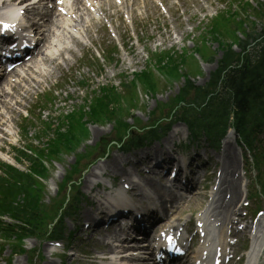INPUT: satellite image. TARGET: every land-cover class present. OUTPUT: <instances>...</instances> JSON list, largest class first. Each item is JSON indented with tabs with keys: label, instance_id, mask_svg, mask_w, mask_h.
I'll return each instance as SVG.
<instances>
[{
	"label": "rangeland",
	"instance_id": "1",
	"mask_svg": "<svg viewBox=\"0 0 264 264\" xmlns=\"http://www.w3.org/2000/svg\"><path fill=\"white\" fill-rule=\"evenodd\" d=\"M170 3H175L176 0H169ZM241 1H247V3H253L255 4L257 1H264V0H241ZM226 2L223 0L222 2L219 0H210L208 3L203 2V10L202 9H196L195 3L191 0H181V5H179L177 13L179 15L175 16L172 20V23H169L170 18L162 19L161 14L158 12L157 9H154L153 7H150V4L148 3L147 7L144 8L143 3L141 0L138 2L134 9V19L137 24V31H140L139 37L135 35L133 38L131 36H128L125 41H123L124 45L123 47L120 46V49H117L118 52L116 55L112 56V58L109 59V62L107 61V57H105V60L102 57V53H105L104 50L110 48L111 44H109V35L107 32L102 33V35H98L97 39L95 40V44L98 48V50L101 51V55L97 56L95 55L90 49L86 52H83L84 49H80L81 52L77 53H70L66 52L64 54L65 59H69L71 61H74V65H70L67 67L61 59H59V62L61 63V70L57 72L55 75L58 76V78H61L63 81H68L71 83V81L75 80H81L83 79L86 84L85 90L78 91V96L82 99L86 98V93H89L91 89H96L95 86L98 85H107L112 84L117 86V90L121 91L120 84H119V76L120 74L128 75L135 71H138L139 69L143 68L147 65L148 58L150 59L151 55L155 58L157 57V54H163L164 52H175L178 56L184 55V51L191 50L194 48V45L199 43L200 40L206 35L209 34L208 26L213 25L214 22H210L211 16L217 13V11H220L221 8L225 6ZM174 5V4H171ZM181 7V8H180ZM187 7H190L191 10H195L196 17L193 19H188L190 13L186 12L189 11ZM185 10V13L183 11ZM172 11V8H171ZM168 19V20H167ZM174 21V22H173ZM217 25L216 30L219 29H227L228 24L225 19L219 20L215 22ZM173 27H175L173 29ZM227 27V28H226ZM251 28V21H246V30H250ZM145 29V30H142ZM255 29H258V26L255 25ZM94 30V29H93ZM230 30V28H229ZM118 34L122 33V31L119 29ZM92 34H99L100 31H97ZM234 34H232L231 31H229V38L232 39ZM232 36V37H231ZM207 46H209V51L212 53L215 51L213 47V41L210 39H207L204 41ZM196 43V44H195ZM71 44V45H70ZM70 45L71 47H74L72 42H69L68 40L66 43L64 42V46ZM163 52V53H162ZM192 52V51H191ZM190 52V53H191ZM218 56V54H217ZM194 57V56H193ZM89 61L91 63V67L87 68L84 66H81L83 62ZM186 63H192V60L188 58L186 60ZM81 64V65H80ZM202 68V72L199 75H194L195 78H197L196 82L198 84H203L206 82L212 73V71L216 68V62H207L204 64H198ZM205 65L204 67H202ZM51 66H54L52 64ZM100 69V71H99ZM57 76H52L48 80H52L53 78ZM157 79V78H156ZM55 80V79H54ZM161 82L160 89L157 90V92L153 95L151 93L146 94L144 90H139L138 94V100L139 103H141L140 108L138 107V111L133 114L132 117H128L129 113H133L132 109H136V106H129L128 103L119 101L118 107L121 108V116L124 117V119L127 121L129 125H133L131 128H134L135 130L138 127H143L147 125V123H150L152 120H155L159 117H161L164 113H166L167 108L165 107L166 103L171 101V97L173 94L177 93L179 88L183 85V81L176 80L171 81L170 83H167L166 86H164V81L161 79H157ZM164 84V85H163ZM69 88H67L68 90ZM130 93V91H129ZM128 93V94H129ZM88 100V99H87ZM87 100H81L79 99L75 103H81L83 105L86 104V106L89 103H86ZM75 103H73L71 106H69V103H67L64 107L65 111L63 114L66 115V113L71 112L72 114H76L73 117L78 118L77 113H80L83 109V106H75ZM80 105V104H79ZM74 109L72 110V107ZM61 109L63 110L62 106ZM85 110V109H84ZM125 111H128L125 113ZM155 111V112H154ZM60 112V111H59ZM48 113V118L51 120V123L55 120L56 113ZM58 113V111H57ZM70 114V115H72ZM87 113V118H91ZM128 117V118H127ZM138 120V121H137ZM60 121L57 122V124ZM56 124V126H57ZM116 126V125H115ZM86 127L89 131V138L87 140L88 143H95L98 141V139L106 137V138H113L117 135V128L114 127L113 129H110V125H102V124H96L93 121L89 120V123H86ZM57 127H55L56 129ZM54 129V130H55ZM53 130V131H54ZM27 134L23 136V142L30 143V138L36 137L37 135L42 136L43 134V128L36 126V129H33L32 127L27 128ZM96 131H101L99 135H95ZM49 138L52 136V131L47 135ZM99 137V138H98ZM35 142V145L37 147L41 146L43 143H45V138L42 136L39 140H33ZM202 142V141H201ZM82 146H79L81 148ZM109 155L115 154V149L110 148L108 149ZM74 157L73 154L63 156V160H59V162H49L47 164L48 166V176L50 180L44 181V191H45V197L43 196L42 199H44V202H47L50 198H60L61 195H65V188H62L60 190V193L57 194L56 186L59 184L63 177H65L68 172V169L72 166ZM4 162L0 158V164ZM27 163L22 162V165L20 166L21 169H26ZM93 168L89 166H85V168L81 171H78L77 173L73 174V179L77 181L79 186H77V190L83 194L84 188L81 187L82 180L86 177V173L88 171H92ZM119 174V173H118ZM64 179V178H63ZM75 183V182H74ZM85 191V190H84ZM82 206V204H80ZM79 205V206H80ZM84 206V205H83ZM82 206V207H83ZM36 244V242H34ZM10 246H5L4 251L1 252L2 254H7L8 256V263L7 264H21L19 260L24 259V257H18L19 255H12ZM89 251H94L95 245L90 243L87 248ZM43 254V251L41 252V255ZM44 255L46 258L49 257L47 255V252L44 251ZM18 261V263L16 262ZM7 262V261H6ZM6 262H1V264H6ZM16 262V263H15ZM33 264V262H30ZM37 263V262H36ZM44 264V263H42Z\"/></svg>",
	"mask_w": 264,
	"mask_h": 264
},
{
	"label": "bare ground",
	"instance_id": "2",
	"mask_svg": "<svg viewBox=\"0 0 264 264\" xmlns=\"http://www.w3.org/2000/svg\"><path fill=\"white\" fill-rule=\"evenodd\" d=\"M191 1L196 4L195 5L196 9H199V10L202 9L203 10V4L200 2V0H191ZM203 1L205 3H208L210 0H203ZM76 7L79 10H81V8L78 5V3H76ZM187 9L191 10L190 7H187ZM29 12H31V10ZM49 16H51V14ZM81 16L83 17V15H81ZM194 16H195V10L191 11V13H190V15L188 17H189V19L190 18L192 19ZM49 22L51 23V25H54V22H52V20H49ZM49 22H47V24L50 26ZM54 27H56V25H54L52 27V30L50 28V31H53V34L51 36V40L52 41H51L50 45L54 46V47L58 46V49H57L58 54L56 55L57 57L53 56L54 53H52V51H50L51 50L50 49L49 51L41 53L39 60L35 63V66L37 68L41 67V69H37V72L39 73L37 75L42 76L45 80H47V78L52 74V70H51V65L52 64H54L55 68H60V64L58 63L57 59L59 57L62 58V59L64 58V51H66V52L68 51V47L64 46V42L66 43L67 39H71V35L70 34L68 36L67 34H65L62 31H60L59 28H55V30H53ZM53 40H55V41H53ZM53 42H54V44H53ZM76 44H78L77 41H76ZM69 51L71 52L72 50L70 49ZM46 66L48 67L49 70H47ZM30 79H31V77H30ZM30 81H33L34 83H33V85H30L31 82H29L28 89L24 90L25 93H29L30 91H32V90L36 89L37 87H39L40 84H41V81H39L36 78H34V79L30 80ZM16 89H17V86L11 87L9 89V91L13 92ZM8 92L6 91V93H8ZM0 99H2V98L0 97ZM6 100H7V98H6ZM9 100H11L12 103L15 104V105H21L19 103V99H15L14 95H11L9 97ZM11 120H13L12 117H11ZM8 122H9L8 119H5L3 115L0 116V132L4 133L5 135L8 134V132L6 131V129L3 126L7 127V123ZM95 134L99 135V131H96ZM170 142L171 141L169 139V142H168L169 145L171 144ZM169 145H166L164 149L168 150ZM230 145H231V141H226L225 147H224V153H223V155L221 157V166L223 167V170L225 172V174H224V176L222 178V182L223 183L226 182L227 186L225 187V189L223 191H218V192L215 193V195L212 196V199H214V200H216L218 202H222L223 201L222 200L223 192L228 190L231 193L230 194V198L225 203V206H224V210L225 211L228 209V207H231L232 205H234L235 203H237L240 200V197H239L240 196V181H239V179L237 177H235L234 174L231 177L228 178L229 170L235 169L236 163H237L235 161L234 152L232 151L233 149L230 148ZM0 147H1V144H0ZM109 167L115 169L116 172L121 170V172L123 173L124 177H127L126 180L127 181H131L132 178L130 176L131 175L130 171H128V169H125L121 164H119V162L116 159V157H112L110 159L108 158V161L103 162V163L99 164V166H97V168L99 170H101L102 172H103L104 169H107ZM132 182H134V183H132L133 186H134V190H137L136 189L137 187L135 185L136 182L135 181H132ZM144 183H145V185L149 186V188L158 196V198H162L164 191L159 186L155 185L150 179H146L144 181ZM92 185L93 184L91 183L90 179H88L87 177H85L82 180V186L85 187L86 189H88V190L92 189ZM137 185L139 186V184H137ZM134 195L138 196V192H137V194H134ZM134 195H132V196L135 197ZM90 196L94 200H96V202H98V203L101 201V198L99 196H102V195L96 196V194H94L93 191H92ZM171 196H173V194H167V193L164 194V197L168 198L169 200H170ZM103 200L106 203L109 201L108 198H103ZM137 201L141 202L142 206L144 204H146L145 201H141L139 198L137 199ZM196 206H200L199 198L198 199L196 198L195 201H193V199H192L189 203H187V205L184 207V209H186V207L191 209L192 207H196ZM156 207L161 209L162 208V203L160 202L158 205H156ZM102 209H103V207L101 205H98L97 209H96L97 213L101 212ZM156 211L159 212L158 215H157V216H159L161 211L160 210H156ZM153 212H155V211H153ZM153 212H150L149 214H151ZM82 214L85 215L87 218L91 219V218L94 217L95 212H91V211L86 210ZM156 225L157 224H154V226H156ZM140 231H142V230L140 229ZM115 234H116L115 231H113L112 233H110L108 235V238H111L112 241H114L115 238H112V237H114ZM142 243H144V242H142ZM102 244L105 246V249H103V252H102L104 255H109L112 252H115V248L116 247L112 245V242L105 240V242H102ZM139 245L140 244H139V242L136 239L131 238V246H132L131 249L139 248ZM117 253L121 254L119 251H117ZM134 257H131V258H133V259H131V261L135 260L136 258H138L137 256H134ZM139 259H141V258H139Z\"/></svg>",
	"mask_w": 264,
	"mask_h": 264
},
{
	"label": "trees",
	"instance_id": "3",
	"mask_svg": "<svg viewBox=\"0 0 264 264\" xmlns=\"http://www.w3.org/2000/svg\"><path fill=\"white\" fill-rule=\"evenodd\" d=\"M263 32H264V29H263ZM263 46H264V42H263ZM264 54V53H263ZM169 56H166V58H168ZM159 61H161V60H159ZM244 63L246 64V66H248V62H247V59H245V61H244ZM246 66H244V67H246ZM161 70H165V69H168V70H170L171 69V66H169V64H168V62L165 64V63H163V64H161ZM253 68V67H252ZM166 71V70H165ZM240 71L241 70H238L237 69V73H240ZM59 140H61V139H59ZM59 140H58V142H59ZM55 144V143H54ZM57 146H56V144H55V146H53V148H56ZM53 152H55V150L53 151ZM15 179H17V180H19V182H21L22 184L23 183H25V182H27L26 180L28 179V177L27 176H25L24 174H20V175H18V177H16Z\"/></svg>",
	"mask_w": 264,
	"mask_h": 264
}]
</instances>
